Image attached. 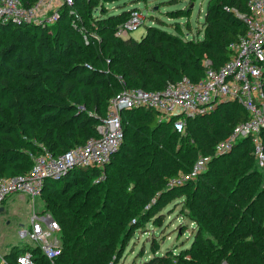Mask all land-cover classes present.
<instances>
[{
  "label": "trees",
  "instance_id": "obj_1",
  "mask_svg": "<svg viewBox=\"0 0 264 264\" xmlns=\"http://www.w3.org/2000/svg\"><path fill=\"white\" fill-rule=\"evenodd\" d=\"M20 1L31 8L37 0ZM118 1L73 0L50 24L0 22V179L27 174L43 152L59 156L98 138L122 90L160 91L183 78L200 80L205 60L224 65L245 32L238 15L249 11V0H208L201 29L186 37L190 2L166 13L185 23L156 19L139 39H122L115 31L138 9L104 7ZM247 118L240 105L220 104L187 119L179 134L151 109L122 113L123 142L104 169L76 168L44 182L40 198L47 195L44 210L60 229L59 256L51 262L26 243L4 263L18 264L28 251L34 264H116L135 231L183 197L194 224L190 246L143 264H264V176L252 142L214 153ZM260 138L264 145V131ZM200 159L208 160L205 171L168 188Z\"/></svg>",
  "mask_w": 264,
  "mask_h": 264
},
{
  "label": "built area",
  "instance_id": "obj_2",
  "mask_svg": "<svg viewBox=\"0 0 264 264\" xmlns=\"http://www.w3.org/2000/svg\"><path fill=\"white\" fill-rule=\"evenodd\" d=\"M72 3L73 0H37L33 7L25 8L20 0H0V22L50 24L57 19L62 6ZM248 5V14L238 15L245 32L230 45V58L224 65L215 69L211 61L205 60L204 75L200 80L193 82L183 78L168 83L160 91L122 90L110 100L106 118L98 126V138H91L85 145L59 156L43 152L34 158L27 174L0 179V207L14 195L28 197L35 207L46 180H57L76 168L104 169L123 142L122 113L138 108L153 110L160 120H172L173 129L183 134L187 119L205 116L220 104L240 105L248 115L247 120L235 125L230 135L216 144L214 153L216 156L226 155L239 142L249 139L257 166L264 176V145L260 138L264 131V0H249ZM40 13L45 18L40 19ZM145 18L140 10L132 11L114 35L127 38ZM94 39L99 40L96 36ZM207 161L200 159L189 173L170 181L168 186L179 187L194 180L205 171ZM59 230L58 224L47 215L33 214L29 228L21 225L17 237L38 246L41 253L53 262L60 253L55 238ZM17 263L34 264L31 253H22L17 257Z\"/></svg>",
  "mask_w": 264,
  "mask_h": 264
},
{
  "label": "rangeland",
  "instance_id": "obj_3",
  "mask_svg": "<svg viewBox=\"0 0 264 264\" xmlns=\"http://www.w3.org/2000/svg\"><path fill=\"white\" fill-rule=\"evenodd\" d=\"M119 0L118 2L105 4L104 7L109 11L126 6L127 9L136 8L145 15L143 24L129 33V36L139 39L140 35L145 33L147 27L156 25L157 20L166 23H185V19L173 20L168 18L166 13L178 9H184L188 3L190 5L191 15L189 22L191 31L184 30L186 37L196 36L201 29L200 23L204 18L205 7L208 0ZM175 1V2H173ZM139 2V3H138ZM98 10V9H97ZM96 10L95 16L98 15ZM45 15L39 14L40 19ZM150 16V17H149ZM128 36V37H129ZM124 39V38H122ZM128 135L124 139V143H129ZM105 175H109L108 168ZM168 186V185H167ZM169 189L177 188V186H168ZM35 207L28 197L15 195L10 200L9 205L0 213V264L2 256L5 254L17 255L21 253L22 246L26 244L17 237L16 229L18 225L29 228L30 216L47 215L52 219L48 211L44 210L47 205V195H43ZM185 198H174L171 203L163 207L161 217L154 224L146 223L143 227L138 228L130 240L126 243L121 259L116 264H143L145 260L150 259L154 255H165L170 253L176 255L184 248H188L193 237V222L188 218L187 210L184 205ZM155 219L152 218L151 221ZM18 230V229H17ZM57 243L60 244L58 236H55ZM19 250V251H18Z\"/></svg>",
  "mask_w": 264,
  "mask_h": 264
},
{
  "label": "crops",
  "instance_id": "obj_4",
  "mask_svg": "<svg viewBox=\"0 0 264 264\" xmlns=\"http://www.w3.org/2000/svg\"><path fill=\"white\" fill-rule=\"evenodd\" d=\"M15 196V195H14ZM14 196H11V197H9L5 202H4V204L0 207V209H2V210H0V213H2L4 210H5V208L9 205V203H10V200L9 199H11L12 197H14ZM17 196H21V195H17ZM21 197H23V196H21ZM19 227L21 226V225H18ZM18 229V228H17ZM17 229H16V231H17ZM2 258H3V256H2ZM3 260V259H2Z\"/></svg>",
  "mask_w": 264,
  "mask_h": 264
},
{
  "label": "water",
  "instance_id": "obj_5",
  "mask_svg": "<svg viewBox=\"0 0 264 264\" xmlns=\"http://www.w3.org/2000/svg\"><path fill=\"white\" fill-rule=\"evenodd\" d=\"M0 210H2V209H0Z\"/></svg>",
  "mask_w": 264,
  "mask_h": 264
}]
</instances>
